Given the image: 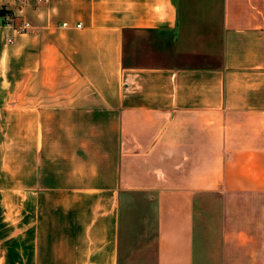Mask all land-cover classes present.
Masks as SVG:
<instances>
[{
  "label": "crops",
  "instance_id": "0c3cea01",
  "mask_svg": "<svg viewBox=\"0 0 264 264\" xmlns=\"http://www.w3.org/2000/svg\"><path fill=\"white\" fill-rule=\"evenodd\" d=\"M129 194L142 264H264V0H0V264H121Z\"/></svg>",
  "mask_w": 264,
  "mask_h": 264
},
{
  "label": "rangeland",
  "instance_id": "374dc122",
  "mask_svg": "<svg viewBox=\"0 0 264 264\" xmlns=\"http://www.w3.org/2000/svg\"><path fill=\"white\" fill-rule=\"evenodd\" d=\"M121 264L150 262L155 248V209L142 194H129L121 206Z\"/></svg>",
  "mask_w": 264,
  "mask_h": 264
},
{
  "label": "built area",
  "instance_id": "2783aa9c",
  "mask_svg": "<svg viewBox=\"0 0 264 264\" xmlns=\"http://www.w3.org/2000/svg\"><path fill=\"white\" fill-rule=\"evenodd\" d=\"M32 1H33L35 4H37V5H43V4H49V3H50L51 1H53V0H32ZM6 17L9 19L8 16H5V18H6ZM63 26H67V24L64 23ZM77 27H80V25H77ZM29 28H30L29 23H27V22L21 20V21L19 22V25L16 27L15 32H16V33H25L26 31L29 30ZM10 41H11V40H10Z\"/></svg>",
  "mask_w": 264,
  "mask_h": 264
},
{
  "label": "trees",
  "instance_id": "16d2710c",
  "mask_svg": "<svg viewBox=\"0 0 264 264\" xmlns=\"http://www.w3.org/2000/svg\"><path fill=\"white\" fill-rule=\"evenodd\" d=\"M124 64H125V62H124Z\"/></svg>",
  "mask_w": 264,
  "mask_h": 264
}]
</instances>
